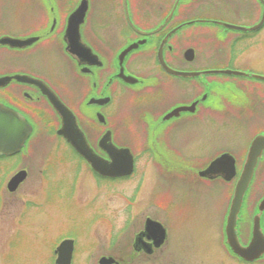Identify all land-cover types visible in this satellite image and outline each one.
I'll return each mask as SVG.
<instances>
[{
    "label": "flooded vegetation",
    "instance_id": "obj_1",
    "mask_svg": "<svg viewBox=\"0 0 264 264\" xmlns=\"http://www.w3.org/2000/svg\"><path fill=\"white\" fill-rule=\"evenodd\" d=\"M48 52L63 66L66 80L61 71L44 64ZM262 53L264 0H0V151H11L0 154V228L8 222L14 231L37 229L28 227L26 213L49 202L45 191L52 182L48 168L55 172L59 166L53 162L62 143L98 184L133 178L139 157L135 151L139 150L146 165L156 169L157 178L147 176L149 182H181L191 192H198L195 184L200 182L221 185L227 202L219 242L226 261L264 264ZM36 54H40L37 68L30 65ZM57 101L98 156L108 159L99 150L107 133L116 148L130 150L133 174L112 179L91 170L57 134L63 121L54 105ZM226 124L247 131L237 153L221 150L202 160L184 154L195 142L224 140ZM203 131L210 132L206 136ZM43 139L47 142L34 143ZM255 142L256 161L236 223L239 245L252 249L245 260L229 249L225 223ZM224 154L234 160L233 176L226 179L224 159L217 160ZM81 171L77 169L71 184L77 199L91 193L89 180L79 187ZM141 184L130 196L122 194L126 210L130 203L131 208L136 204ZM27 188L37 191L27 192ZM98 196L110 213L105 218L113 219L119 213L111 208L115 193L105 191ZM163 196L171 206H162L160 196H150L147 204L156 214L145 215L136 225L126 220L114 230L113 223L105 229L93 223L92 231L100 230L103 236L89 247L61 235L50 264L57 260L56 249L63 240L73 241L71 264H98L103 258L112 259L113 264L162 263L174 257L169 249V222L175 216L177 196L167 191ZM117 230L123 238L130 230L131 235L120 243ZM189 258L179 260L191 264Z\"/></svg>",
    "mask_w": 264,
    "mask_h": 264
},
{
    "label": "rangeland",
    "instance_id": "obj_2",
    "mask_svg": "<svg viewBox=\"0 0 264 264\" xmlns=\"http://www.w3.org/2000/svg\"><path fill=\"white\" fill-rule=\"evenodd\" d=\"M44 55L46 67L50 70L57 69L61 71L62 80H66L65 70L61 63L59 65L58 61L49 52ZM261 58L260 68L264 70V53L261 54ZM39 63L40 54H36L31 58L30 65L37 68ZM236 129V126L226 124L224 125V140L211 141L210 144L204 139L203 142H195L193 148L183 152L189 158L196 160L212 157L221 150L237 153L244 144L243 138L247 131H238ZM118 132L121 134L120 131ZM209 132L203 131L202 133H206L207 136ZM40 142H47V139H43V141L35 140L34 143L38 144ZM56 142L60 143L59 141ZM48 143L50 142L48 141ZM201 143L202 146H200ZM45 151L47 152V150ZM57 152L58 155L53 163L59 166L55 172V168H48L52 182L49 188L47 185L48 189L45 191L48 192L46 198L49 199V202L31 207L28 210L29 212L26 213L28 227L37 229H34V232L27 230L22 232L14 231L8 222H3L2 226L4 227L0 228V264H50L52 262L51 252L61 235L62 238L70 237L76 240L77 244L89 247L93 242L100 239V234L103 236V232L100 230H97V232L95 230L92 231L94 229L92 228L93 223L96 222L95 224L99 226L98 228L102 229H105L109 223H113L115 225L114 230H119L126 220L136 225L145 215L156 214L153 207L147 204L150 196H152V199L160 196L162 206H171L163 198L166 191L171 196H177V204L174 209L176 211L174 213L175 216L169 222L172 238L169 249L172 248L171 255H174L175 258L172 256L167 257L162 263L138 264H187V262H180L179 259L182 256H189L191 264H232L229 262V258L226 261L224 251L221 249L219 242L221 218L227 202V197L223 196V187L221 185L212 187L200 182L195 184L198 192H191L185 186L183 187L182 185L184 184L181 182L165 180V182H160L159 184L154 179L152 181L155 184L151 185L149 183L152 181L149 182L147 176L157 178L156 169L151 164L146 165L145 157L141 155L142 152L139 150L135 151L139 157L137 158V169L133 178L129 180L100 181L98 184L91 179L89 174L84 172L85 170L80 167V162L75 154L64 143L61 144ZM77 169H82L78 181L79 185L82 186L79 187H83V183L89 180L87 191L91 192L90 196L82 195L79 199L74 198L71 192V184L74 182L73 178ZM144 178L146 179L144 180ZM139 184H141L142 188H140V193L136 197V204L131 208L132 204L130 203V207L126 210L124 204L127 205L128 203H124L121 200L122 194L130 196ZM26 191L34 193L37 190L27 188ZM105 191L115 193V203L111 208L119 213L115 212L113 219L110 216L107 219L105 218V214L108 216L110 213L108 214L106 206H104L103 198L98 196V194L105 193ZM46 192L42 194L43 198ZM43 198L39 197V200L44 201ZM147 206L150 208L145 210ZM167 210L170 211L169 208ZM129 214L131 215L128 216ZM118 230L115 231V236L119 237L120 234V243L131 235L129 233L130 230L127 232L126 237L123 238L124 234H121Z\"/></svg>",
    "mask_w": 264,
    "mask_h": 264
},
{
    "label": "water",
    "instance_id": "obj_3",
    "mask_svg": "<svg viewBox=\"0 0 264 264\" xmlns=\"http://www.w3.org/2000/svg\"><path fill=\"white\" fill-rule=\"evenodd\" d=\"M133 48L134 47L131 46L124 53L125 54L129 53ZM235 74H239V73H235ZM54 105L63 120L61 130L58 131L57 134L65 138V140L72 146V148L90 165L93 171H95L97 174H99L102 177H109V178H121L131 174L133 169V157L129 150L117 149L112 144L110 134L107 133L100 140L99 149L107 156L108 159H104L98 156L90 148L83 133L76 126L74 118L71 116V114H69V112L65 109V107L61 105V103H59L58 101L54 103ZM256 150H257V142L253 143L249 150L248 158L244 166L243 174L241 175L235 187L233 198L230 203L229 214L227 216L226 224H225V235H226L227 245L235 255L239 257H243L245 258V260H249L247 256H250L252 254V249H250L251 247L243 249L239 245L237 240V233H236V223H237V217L242 203L243 195L247 188V184L250 180L251 173L255 165ZM10 152L11 151H6V152L0 151V154L10 153ZM222 159H224V174H227V176H224V179H226L227 177L231 178L234 172V160L231 156L227 154H225L224 156L220 157L217 160L219 161ZM215 164H213L204 174H208L211 171V168L215 166ZM13 186H15V184ZM153 225L157 227V224H153ZM66 245H67L66 243H62V246H60L58 250V254H60L61 257L59 256L56 264H69V260H68L69 254H67L66 250L64 249ZM63 249L65 251H63ZM63 259H65V261ZM111 263H112L111 260H106V259H102L100 261V264H111Z\"/></svg>",
    "mask_w": 264,
    "mask_h": 264
}]
</instances>
